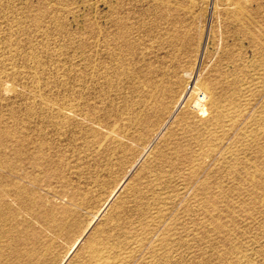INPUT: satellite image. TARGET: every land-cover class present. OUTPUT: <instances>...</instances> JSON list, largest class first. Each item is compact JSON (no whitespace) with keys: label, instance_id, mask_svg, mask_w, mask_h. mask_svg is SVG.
<instances>
[{"label":"rangeland","instance_id":"1","mask_svg":"<svg viewBox=\"0 0 264 264\" xmlns=\"http://www.w3.org/2000/svg\"><path fill=\"white\" fill-rule=\"evenodd\" d=\"M2 215L0 264H264V0H0Z\"/></svg>","mask_w":264,"mask_h":264},{"label":"bare ground","instance_id":"2","mask_svg":"<svg viewBox=\"0 0 264 264\" xmlns=\"http://www.w3.org/2000/svg\"><path fill=\"white\" fill-rule=\"evenodd\" d=\"M122 26H123V25H122ZM122 26H121V27H122ZM122 30H123V29H122ZM125 31H126V30H125ZM95 33H96V32H95ZM126 33H127V32H126ZM122 34H123V33H122ZM97 44H98V43H97ZM107 45H108V44H107ZM109 47H110V46H109ZM112 57H113V56H112ZM176 73H177V72H176ZM177 76H178V75H177ZM180 76H181V75H180ZM155 85H156V84H155ZM161 85H162V83H161ZM171 85H172V84H171ZM176 85H177V84H176ZM153 86H154V85H153ZM156 86H157V85H156ZM167 86H169V85H167ZM172 86H173V85H172ZM204 86H205V85H204ZM144 87H145V86H144ZM154 87H155V86H154ZM154 87H151L150 89H152V88H154ZM181 87H182V86H181ZM207 87H208V86H207ZM156 88H157V87H156ZM164 88H165V87H164ZM197 88H199V87L197 86ZM166 89H167V88H166ZM186 89H187V88H186ZM199 89H202V88H199ZM204 89H205V88H204ZM158 90L161 91L160 89H158ZM162 90H164V89H162ZM180 90H181V89H180ZM205 90H206V89H205ZM150 91H151V90H150ZM156 91H157V89H156ZM173 91H174V90H173ZM152 92H153V91H152ZM154 92H155V91H154ZM157 92H158V91H157ZM164 92H165V91H164ZM207 92H209V91H208V88H207ZM251 92H252V91H251ZM155 93H156V92H155ZM158 93H159V92H158ZM158 93H157V94H158ZM204 93H205V92H204ZM150 94H151V93H150ZM157 94H155L156 97L159 96V95H157ZM170 94H171V93H170ZM172 94H173V93H172ZM165 95H166V94H165ZM147 96H148V95H147ZM147 96H146V99H147ZM151 96H152V95H151ZM176 96H177V95H176ZM204 96H205V95H204ZM208 96H209V95H208ZM179 97H180V96H179ZM148 99H149V98H148ZM148 99H147L146 101H148ZM156 99H157V98H156ZM156 99H155V100H156ZM164 99H165V98H164ZM167 99H168V98H167ZM176 99H177V98H176ZM209 99H210V98H209ZM151 100H152V99H151ZM151 100H150V101H151ZM162 100H163V99H162ZM171 100H172V99H171ZM174 100H175V99H174ZM210 100H211V99H210ZM156 101H157V100H156ZM156 101H155V103H153V104H156ZM204 102H205V101H204ZM90 103H91V102H90ZM161 103H162V102H161ZM161 103H160V104H161ZM171 103H172V102H171ZM190 103H191V102H190ZM190 103H189V104H190ZM193 103H194V102H193ZM211 103H212V102H211ZM172 104H173V103H172ZM196 104H197V103H196ZM146 105H147V104H146ZM164 105H165V104H164ZM193 105H194V104H193ZM208 105H209V104H208ZM149 106H150V105H149ZM161 106H162V105H161ZM168 106H171V105H168ZM198 106H199V105H198ZM198 106H197V107H198ZM155 107H156V106H155ZM190 107H192V106L190 105ZM200 107H201V105H200ZM161 108H162V107H161ZM168 108H169V107H168ZM205 108H206V107H205ZM208 108H209V107H208ZM155 109H156V108H154V110H155ZM184 109H185V108H184ZM192 109H193V108H192ZM201 109H202V108H201ZM206 109H207V108H206ZM206 109H205V110H206ZM209 109H210V108H209ZM74 110H75V109H74ZM166 110H167V109H166ZM190 110H191V109H190ZM160 111H161V110H160ZM162 111H163V110H162ZM191 111H192V110H191ZM197 111H198V110H197ZM149 112H150V111H149ZM170 112H171V111H170ZM172 112H173V111H172ZM201 112H202V111H201ZM203 112L206 113L207 111H203ZM154 113H155V112H154ZM161 113H162V112H161ZM161 113H160V114H161ZM163 113H164V112H163ZM165 114H167V113H165ZM201 114H202V113H201ZM170 115H171V114H170ZM204 115H207V114H203V116H204ZM150 116H151V115H150ZM165 116H166V115H165ZM66 121H67V120H66ZM148 121H149V120H148ZM56 124H57V123H56ZM57 126H58V125H57ZM65 127H66V126H65ZM61 134H62V133H61ZM39 142H40V141H39ZM42 146H43V145H42ZM18 150H19V149H18ZM21 152H22V151H21ZM32 154H33V153H32ZM44 158H45V157H44ZM20 163H21V162H20ZM4 170H5V169H4ZM13 171H14V169H13ZM7 185H8V184H7ZM7 187H8V186H7ZM10 187H11V186H10ZM23 191H24V190H23ZM3 192H4V191H3ZM7 192H8V191H7ZM19 192H20V191H19ZM7 195H8V194H7ZM38 197H39V196H38ZM1 200H2V199H1ZM2 204H3V203H2ZM4 204H6V202H5ZM1 206H2V205H1ZM3 207H4V205H3ZM5 207H6V206H5ZM8 208H9V207H8ZM3 210H5V208H4ZM6 211H9V212H10L9 209H8V210H5V212H6ZM2 214H3V213H2ZM0 217H2V219H3V218L5 219V217H3V215L0 216ZM9 217H10V216H8V219H11V218H9ZM0 219H1V218H0ZM6 221H7V220H6ZM8 221H9V220H8ZM16 221H17V220H16ZM10 222H11V220H10ZM2 223H3V222H2ZM5 223H8V222H5ZM5 223H4V225H1V222H0L1 227H3V226L5 227ZM12 223H13V222H12ZM220 224H221V223H220ZM7 226H8V224H6V227H5V228H8ZM4 227H3V228H4ZM3 228H2V229H3ZM2 229L0 228V230H2ZM6 230H8V229H6ZM2 232H4V230H3ZM5 232H6L7 235L10 234V233H7V232H10V231H5ZM0 233H1V232H0ZM1 234H2V233H1ZM1 236H3V238H4V234H3V235H0V238L2 239ZM6 237H7V236H6ZM1 243H2V242H1ZM49 246H50V245H49ZM3 252H4V251H3ZM98 252H99V251H98ZM105 259H106V258H105ZM105 259H104V260H105ZM120 260H121V259H120ZM38 262H39V260H38ZM40 262H41V261H40ZM99 264H100V263H99Z\"/></svg>","mask_w":264,"mask_h":264}]
</instances>
